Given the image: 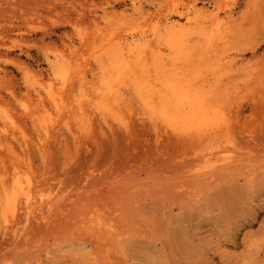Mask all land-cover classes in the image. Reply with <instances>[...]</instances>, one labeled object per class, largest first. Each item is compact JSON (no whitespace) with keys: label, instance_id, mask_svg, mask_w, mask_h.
Listing matches in <instances>:
<instances>
[{"label":"rangeland","instance_id":"1","mask_svg":"<svg viewBox=\"0 0 264 264\" xmlns=\"http://www.w3.org/2000/svg\"><path fill=\"white\" fill-rule=\"evenodd\" d=\"M118 45L212 90L213 139L136 98L128 126L100 112ZM12 158L60 201L46 220L0 214V264H264V0H0V175Z\"/></svg>","mask_w":264,"mask_h":264},{"label":"bare ground","instance_id":"2","mask_svg":"<svg viewBox=\"0 0 264 264\" xmlns=\"http://www.w3.org/2000/svg\"><path fill=\"white\" fill-rule=\"evenodd\" d=\"M107 48H108V50H107L108 58H109L111 64L116 68V72L113 74L112 77H107L105 79V81H104L105 85L104 86L101 83L102 87H99L97 85V87H95V88L93 87V91H91L90 94L88 93L89 95L94 94L98 98L101 97L100 98L101 103H99V104L102 108H99L100 112L104 111V113L111 115L115 122L122 124V125L125 124L126 126H128L127 125L128 121L126 120V118H128V115L130 113L128 114L127 111L132 110V106H133V105L132 106L130 105L131 104L130 99L136 98L142 115L144 117H147L148 119H150L156 125H159V127H162V125H165L167 128H177L178 133L181 135H187V136L205 135V137H209V136H211V138L213 137L212 134L216 133L217 128L219 127L218 121H219L220 115H219L218 110H217L218 106H217L216 102H214V100H213L214 94H213L212 90H210L207 93L203 92L201 87H198V85L193 83V82L188 83L187 86L182 87L180 89L179 85L181 86L184 83L183 81H186L185 79L179 80V79L174 78L173 82H169L168 80L163 79L162 74H158V78L155 79V76L152 75V72L150 70V63L148 62V59H149L148 57L147 58H140L139 60L134 59L136 56H131L130 54H127V55L124 54L125 48L121 45L114 46V47H107ZM67 75H70V73H67ZM168 85L169 86L171 85V88L168 87ZM123 88H126V90H127L126 93L123 91ZM168 89H170V91H167ZM73 94H74L73 96L71 95L70 102H67L69 104V106L66 103L65 107H67V108L64 109V111H69L71 117H73L75 115H76V117H78L80 114L79 113V110L81 107L80 104H82L83 99L79 94H77V93H73ZM87 111L89 113L88 109H87ZM81 116H82V118L85 117L84 114H81ZM71 126H73V125H71ZM229 131H231V130H229ZM233 131H231V132H233ZM162 132H163V130H162ZM208 133H210V135ZM205 148H207V147H205ZM89 150H91V148ZM29 152H30V150H29ZM32 152H33V149H32ZM35 152L36 151H34V153ZM45 152H47V151H45ZM26 153H27V151H26ZM33 155H35V154H33ZM23 158H21L19 160H22ZM15 159L12 158L11 162H6L3 160L4 161L3 162L4 167L6 169L8 168V165H9V169H10L11 165L12 166L14 165L15 169H14L13 174H11V175H10V173H8L7 170H5L0 175V214H3L5 216V215H8L11 213L14 217H16V215H17L16 212L18 211V208L21 209L22 214H21V212H19L21 215L18 216L19 218H17V219L15 218L16 223L13 220L14 218L13 219L10 218V220H13V222L15 224H18L22 220L23 216L26 217V220L28 222H30L32 220V218L34 216H36L35 212H37V211L41 212V217L43 219H45V220H46V218L48 219V217H47L48 215L46 216V212L44 210H48V214H49L50 211L53 210L54 205L59 204L60 200L55 199V202H53L54 200L51 201L52 198L51 199L49 197H48L49 199L45 198L43 187H42V189L40 188V190H39L35 186L36 184L33 182V178L30 175V173L27 172L28 173L27 175H25V174L22 175V170L21 169L19 170V168L16 169L17 165H19L20 163H18ZM17 160H18V157H17ZM5 163H8V165L5 166ZM27 164H28V162H27ZM25 166H27V165L24 164V168H25ZM90 171L91 170H89V172ZM92 172H94V171H92ZM6 173H8V174H6ZM91 174L94 175L93 173H91ZM7 176L9 178L12 176L11 184H9L10 182L8 181ZM86 176H88V175H86ZM205 176H207V175H205ZM205 176H204V179H202L204 181H205V178H207ZM37 177L39 178V175ZM200 177H201V175H200ZM89 178L91 180V178H92L91 175ZM90 180H89V182H90ZM207 180L208 179H206V181ZM199 181H197V182H199ZM37 186H39V184ZM41 186L42 185H40V187ZM43 186H45V185L43 184ZM204 186L206 187V185H204ZM208 186H210V185H208ZM134 188H131L132 192L134 191L133 190ZM141 188H144V187H141ZM60 191L61 190H59V192ZM38 193H40V194H38ZM65 193H64V195L66 196ZM137 193H138V191H137ZM37 195H39V198H37L38 197ZM55 195H56V193H55ZM55 195H54V197H55ZM67 196H68V200L72 197L69 195H67ZM56 197H57V195H56ZM134 197H133V199H134ZM136 197H137V195H136ZM66 201H67V199H66ZM131 201H132V199H131ZM69 202H70V200H69ZM62 203H60V204L62 205ZM61 208H63V206ZM56 210H58L57 206H56ZM56 210H54V212ZM51 216H52V214H51ZM97 216H99V214ZM10 220H9V222L12 223V221H10ZM94 220H96V219H94ZM95 222H97V221H95ZM94 223H93V225H94ZM99 223H100V221L98 222V224ZM91 225H92V223H91ZM99 226H100V224H99ZM108 227H109V225H108Z\"/></svg>","mask_w":264,"mask_h":264}]
</instances>
